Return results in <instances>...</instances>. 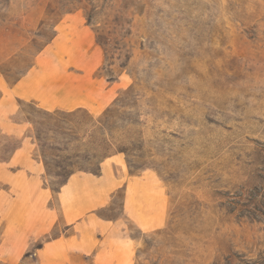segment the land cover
<instances>
[{"label":"rangeland","instance_id":"rangeland-1","mask_svg":"<svg viewBox=\"0 0 264 264\" xmlns=\"http://www.w3.org/2000/svg\"><path fill=\"white\" fill-rule=\"evenodd\" d=\"M69 14L93 29L101 74L127 85L96 118L18 103L50 187L121 154L171 201L166 227L135 231V264H264V0H0V79ZM19 144L0 132V161Z\"/></svg>","mask_w":264,"mask_h":264},{"label":"crops","instance_id":"crops-1","mask_svg":"<svg viewBox=\"0 0 264 264\" xmlns=\"http://www.w3.org/2000/svg\"><path fill=\"white\" fill-rule=\"evenodd\" d=\"M104 64L93 29L69 14L22 76L0 79V132L20 142L0 161V264H135V231L167 226L171 201L156 174L131 172L125 157L113 154L96 173L73 172L52 189L32 156L30 125L13 120L20 102L98 117L127 85L122 75L101 74Z\"/></svg>","mask_w":264,"mask_h":264}]
</instances>
